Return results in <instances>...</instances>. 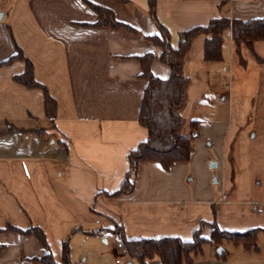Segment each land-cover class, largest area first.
<instances>
[{
    "label": "crops",
    "instance_id": "crops-1",
    "mask_svg": "<svg viewBox=\"0 0 264 264\" xmlns=\"http://www.w3.org/2000/svg\"><path fill=\"white\" fill-rule=\"evenodd\" d=\"M89 1L111 8L118 21L137 32L85 25L100 17L86 0H6L0 11V63L19 46L58 104L52 125L43 89L14 79L25 62L0 65V264H44L35 256L49 252L62 263L65 242L72 264H141L117 247L122 238L190 241L202 229L209 239L214 224L232 232H264V175L254 172L243 181L236 168L243 143L254 144L261 134L264 144V40L253 49L242 45L243 63L228 28L223 60H206L210 35L201 33L185 58L191 79L183 111L188 123L192 104L221 72L232 77V85L222 87L236 115L220 137L218 166L224 169L214 182L221 189L189 184L191 155L170 169L140 161L134 190L108 196L126 178L129 151L149 136L139 121L148 79L137 57L153 52L152 70L160 77H167L171 67L160 58L162 47L148 38L160 32L148 0ZM157 16L178 47L183 32L207 26L213 18L263 17L264 0H157ZM42 127L43 134L27 132ZM8 225L42 228L48 246L34 234L6 230ZM231 244H222L220 255L218 245L206 242L191 264H264V247ZM146 264L163 262L156 255Z\"/></svg>",
    "mask_w": 264,
    "mask_h": 264
},
{
    "label": "trees",
    "instance_id": "trees-1",
    "mask_svg": "<svg viewBox=\"0 0 264 264\" xmlns=\"http://www.w3.org/2000/svg\"><path fill=\"white\" fill-rule=\"evenodd\" d=\"M89 5L96 10L100 17L94 23H84L89 26L111 25L115 28L126 27L137 32V29L127 23L118 21L114 11L106 6L86 0ZM150 13L154 17L159 27V34L148 36L155 44L162 47L160 58L171 67V72L167 77H160L153 73L152 64L154 53L147 52L137 58L142 64L141 75L148 79L144 90L142 104L139 112L140 123L148 128L149 136L142 141L136 149L128 153L130 169L121 187L112 192L106 193L108 196H117L130 193L135 188V179L140 161H157L165 169H170L176 162L189 161L193 151V141L199 135V120H190V133L185 134L184 129L188 120L183 115V111L188 102L187 89L191 79L185 74V58L191 48L193 39L205 33L210 35L205 44L206 60H223L222 46L224 43V32L232 28L233 38L236 43V51L243 63L242 45L246 44L254 48L257 40H264V16L253 19H231L229 17L213 18L207 26H197L182 33L178 47L171 44V34L169 29L162 24L157 16V0H148ZM16 60L25 62V70L14 75L15 81L28 87L41 88L45 94V107L48 117L55 125L57 114V100L49 92L47 86L39 82L34 75V64L23 50L17 46V51L3 60L0 65L10 64ZM45 128L27 129V132L43 134ZM229 162L232 166V178L234 177V154L233 146L228 154ZM211 237H202V229L195 232L193 240L185 241L177 237L163 238H124L127 246V253L137 259L141 264H146L148 259L159 255L163 264H191L194 256L203 251L206 242H213L220 246L225 240L236 245L243 244L248 249L259 250L258 234L259 228H252L244 232H232L222 230L218 225H213ZM6 230H20L18 227L8 225ZM23 232L36 235L46 246H48L46 234L42 228L33 226ZM225 251V249H224ZM220 254V253H218ZM220 255H223L220 254ZM44 264H72L70 247L67 242L63 245V260L58 263L51 252L35 256Z\"/></svg>",
    "mask_w": 264,
    "mask_h": 264
},
{
    "label": "rangeland",
    "instance_id": "rangeland-1",
    "mask_svg": "<svg viewBox=\"0 0 264 264\" xmlns=\"http://www.w3.org/2000/svg\"><path fill=\"white\" fill-rule=\"evenodd\" d=\"M5 1L0 0V11L3 10ZM217 80V83L212 82L211 88L205 89L202 92L194 101L190 110V120L200 121L199 135L193 141L192 162L190 163V172L188 174L189 184L194 188L208 186L210 188L215 187L216 190L221 189L220 184L215 183L214 180L216 177L221 178L224 168H222V164L212 168L210 163L211 161H219L222 153L220 137L222 136V132H224L222 128L232 121L233 116L236 115V108H233L232 102L229 101L228 97L225 99L222 95L225 91L222 87L232 85V77L229 71L225 74L221 72ZM222 83L224 85L218 87ZM225 93H227V89ZM215 122H217L218 130L214 125ZM184 133H190L189 123L185 126ZM260 135L253 141L254 144L248 142L246 144L243 143L241 146V162L238 161L236 163V168H238L239 177L243 181L246 176L252 175L254 172L264 175V144H261L263 140ZM209 173H211V176H209ZM258 244L264 247L263 231L258 234ZM223 245L226 248L232 246L228 240H225Z\"/></svg>",
    "mask_w": 264,
    "mask_h": 264
},
{
    "label": "built area",
    "instance_id": "built-area-1",
    "mask_svg": "<svg viewBox=\"0 0 264 264\" xmlns=\"http://www.w3.org/2000/svg\"><path fill=\"white\" fill-rule=\"evenodd\" d=\"M117 247L119 249L127 251V246H126L125 241H124L123 238L120 240V242L118 243ZM117 262H120V258L117 259Z\"/></svg>",
    "mask_w": 264,
    "mask_h": 264
},
{
    "label": "water",
    "instance_id": "water-1",
    "mask_svg": "<svg viewBox=\"0 0 264 264\" xmlns=\"http://www.w3.org/2000/svg\"><path fill=\"white\" fill-rule=\"evenodd\" d=\"M210 166L212 168L217 167L218 166V161H211ZM217 251H218V253L222 254L223 251H224L223 246L218 247Z\"/></svg>",
    "mask_w": 264,
    "mask_h": 264
}]
</instances>
